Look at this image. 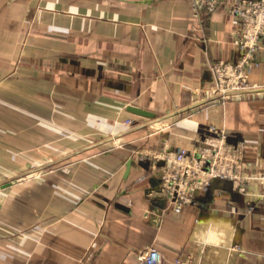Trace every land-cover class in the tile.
Returning a JSON list of instances; mask_svg holds the SVG:
<instances>
[{
  "label": "crops",
  "instance_id": "crops-1",
  "mask_svg": "<svg viewBox=\"0 0 264 264\" xmlns=\"http://www.w3.org/2000/svg\"><path fill=\"white\" fill-rule=\"evenodd\" d=\"M39 1L0 0V264H145L150 248L163 264H264L263 185L219 180L181 214L167 200L155 211L161 178L141 156L191 150L212 127L243 139L244 163L264 172V49L250 80L263 91L185 111L213 98V64L238 57L225 8L116 0L100 16ZM78 49L102 59L75 74L61 59ZM134 108L179 114L149 131L159 120Z\"/></svg>",
  "mask_w": 264,
  "mask_h": 264
},
{
  "label": "built area",
  "instance_id": "built-area-1",
  "mask_svg": "<svg viewBox=\"0 0 264 264\" xmlns=\"http://www.w3.org/2000/svg\"><path fill=\"white\" fill-rule=\"evenodd\" d=\"M194 4L198 15L211 14L223 7L236 22L238 57L217 60L213 64V97L223 95L222 99H226L235 96H228L230 93L255 89L250 80L252 69L260 66L258 57L264 49V0L227 3L224 0H194ZM231 137L223 130L209 127L199 133L191 150L177 148L142 153V158L150 161L149 170L158 171L159 194L170 202L175 213L181 214L198 192L210 193L216 180L228 181L234 191L244 194L248 193L252 182L264 186V172H253L243 161L244 140L233 141ZM140 258L145 264H163L157 248L142 251Z\"/></svg>",
  "mask_w": 264,
  "mask_h": 264
},
{
  "label": "rangeland",
  "instance_id": "rangeland-1",
  "mask_svg": "<svg viewBox=\"0 0 264 264\" xmlns=\"http://www.w3.org/2000/svg\"><path fill=\"white\" fill-rule=\"evenodd\" d=\"M45 2V1H44ZM44 2L39 1V4L41 7L49 8L50 6L52 8L61 9L63 11H76L77 13L81 14H91L92 15H100L102 14V9L110 7L111 10L117 9V1L116 0H47L45 6L43 5ZM43 5V6H42ZM1 8V6H0ZM37 6L35 9H38ZM34 9V7L32 8ZM97 19V18H95ZM3 20V19H1ZM4 22V21H3ZM0 36H5L3 33H0ZM4 39H0V43H2ZM95 43H99L98 41H95ZM63 57H62V63L65 62V64H68L71 66V70L73 73H88L90 71L88 63L91 62V58L94 59H102L101 55L98 56V53L101 52L99 49L95 50H89V49H78V50H66L64 51ZM48 56V55H47ZM41 62L48 63L46 60H41ZM100 72L103 71V65L97 66ZM96 69H94L95 71ZM254 87V86H252ZM184 115V114H183ZM182 115V116H183ZM156 118L159 120L160 123L154 125V127L150 128L149 131H155L157 129L164 130L163 128H166V126L172 121L171 118H165V116H158L156 114ZM128 126L132 124L131 121L127 122ZM125 141H122L121 143H114V144H108L104 146H98L101 149H105L111 146H122Z\"/></svg>",
  "mask_w": 264,
  "mask_h": 264
},
{
  "label": "water",
  "instance_id": "water-1",
  "mask_svg": "<svg viewBox=\"0 0 264 264\" xmlns=\"http://www.w3.org/2000/svg\"><path fill=\"white\" fill-rule=\"evenodd\" d=\"M260 91H263V90H258V89H252V90H248V91H243V92H233V93H230V94H228V96H232V95H239V94H250V93H256V92H260ZM224 96L223 95H219V96H215V97H213V98H210V99H208V100H205L204 102H201V103H199V104H196V105H194V106H192V107H190V108H188V109H186L185 111H187V110H189V109H192V108H195V107H197V106H201V105H203V104H206V103H209V102H211V101H214V100H217V99H222ZM133 111L134 112H136V113H138V114H140V115H142V116H145V117H148V118H151V119H157L156 118V114L155 113H152V112H147V111H145V110H142V109H138V108H134L133 109ZM179 113H176V114H172V115H169V116H166L165 118H171V117H173V116H175V115H178ZM202 132V131H201ZM119 137H115V138H111V139H109V140H107V141H105V142H110V141H114V140H116V139H118ZM231 139L233 140V141H236L237 139H233L232 137H231ZM87 150V149H86ZM85 151V150H84ZM132 160H130L129 162H128V171L130 170V168H131V166H132ZM143 164L142 165H144L145 166V168L146 169H150V161H146V162H142ZM156 179H154V181H155ZM158 182H159V185L156 187H154L153 188V191H155L156 192V196H154V197H152V200L154 201V202H156V204H155V211H157L158 210V205H157V201H161V200H166L163 196H161L159 193L161 192V179L160 180H157ZM217 181H219V180H216L215 182H217ZM214 182V183H215ZM156 183V182H155ZM214 183L212 184V186H211V189H213L214 188ZM156 185V184H155Z\"/></svg>",
  "mask_w": 264,
  "mask_h": 264
}]
</instances>
